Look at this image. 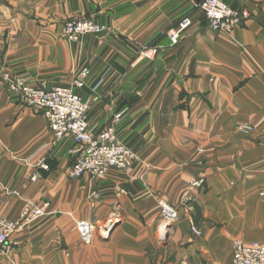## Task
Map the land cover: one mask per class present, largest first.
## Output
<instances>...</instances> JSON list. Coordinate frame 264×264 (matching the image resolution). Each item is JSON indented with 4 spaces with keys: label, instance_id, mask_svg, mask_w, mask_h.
<instances>
[{
    "label": "crops",
    "instance_id": "0c3cea01",
    "mask_svg": "<svg viewBox=\"0 0 264 264\" xmlns=\"http://www.w3.org/2000/svg\"><path fill=\"white\" fill-rule=\"evenodd\" d=\"M197 1L0 0V217L49 203L12 234L3 264H228L235 240L264 243V0H221L249 14L229 35L197 18L177 46L138 55L152 27L175 26ZM79 17L107 33L70 45L63 23ZM82 67L89 124L120 115L116 138L135 155L100 181L68 176L74 143L52 146L42 115L2 81L67 86ZM162 204L177 216L165 239ZM77 222L95 226L88 245Z\"/></svg>",
    "mask_w": 264,
    "mask_h": 264
},
{
    "label": "built area",
    "instance_id": "2783aa9c",
    "mask_svg": "<svg viewBox=\"0 0 264 264\" xmlns=\"http://www.w3.org/2000/svg\"><path fill=\"white\" fill-rule=\"evenodd\" d=\"M198 10L208 28L224 33L232 32L249 18L245 10L233 9L221 0H202L198 4ZM191 25L192 20L184 18L174 30L169 31V46L178 45L182 33ZM105 31V26L91 20L77 19L64 24L63 37L69 44H77L87 35H100ZM143 54L145 58L152 59L156 54V48L146 49ZM89 75L88 68H79L71 84L67 86H48L45 83L34 86L7 74L2 76V81L8 91L18 95L27 107L42 115L52 134V146L56 147L64 140H71L74 143L76 149L71 151L74 159L68 171L70 178L80 179L88 176L92 180H102L112 169L130 170L135 155L116 138L114 126L120 115L115 116L111 125L101 129L89 124L87 113L90 105L79 94ZM240 129L249 131L250 128L242 126ZM36 178L35 174L31 180ZM200 183L194 182L191 186H198ZM48 210L49 203L46 201H24L17 220L10 221L0 217V254L8 256L12 246L10 242L12 234L46 216ZM76 227L81 241L88 245L95 227L87 222H77ZM105 234L107 230L102 229L101 236L104 237ZM228 264H264V243H244L235 240L232 243V256Z\"/></svg>",
    "mask_w": 264,
    "mask_h": 264
},
{
    "label": "rangeland",
    "instance_id": "374dc122",
    "mask_svg": "<svg viewBox=\"0 0 264 264\" xmlns=\"http://www.w3.org/2000/svg\"><path fill=\"white\" fill-rule=\"evenodd\" d=\"M202 0H198L197 2H195V5H194V7H193V10L191 11V12H189V13H187V14H184L182 17H181V19L178 21V23L175 25V26H170V27H168V28H161V27H152L151 28V31H152V36H151V39L150 40H145V41H143L141 44H140V47H139V49H138V55L142 58V59H145V60H150V61H152V60H154L155 59V57L159 54V52L163 49V44H161V42L163 41V40H165V39H167V41H168V32L169 31H171V30H174L176 27H177V25L179 24V22L182 20V19H184V18H190L191 20H192V25L188 28V29H186L183 33H182V35L186 32V31H188L190 28H192V26H193V24H194V22L196 21V20H198L197 18H200L201 19V16H200V13H199V10H198V4L201 2ZM223 2V1H222ZM226 4V3H225ZM237 10H241V9H237ZM249 15V14H248ZM77 19H86V20H91V21H93V22H95V23H97L94 19H91V18H85V17H79V18H70V19H68V20H66L64 23H63V26H64V24L67 22V21H71V20H77ZM246 21V20H245ZM245 21L244 22H242V24H241V26L240 27H238V28H241V27H243V25H244V23H245ZM204 22V21H203ZM205 23V22H204ZM97 24H99V23H97ZM99 25H101V24H99ZM205 25H206V27L208 28V26H207V24L205 23ZM103 26V25H102ZM106 27V26H105ZM238 28H235L234 30H236V29H238ZM210 29V28H209ZM210 30H212V29H210ZM233 30V31H234ZM62 31H63V28H62ZM107 31H108V29H107V27H106V31L104 32V33H102V34H100V35H87V36H101V35H103V34H105V33H107ZM212 31H214V30H212ZM232 31V32H233ZM216 32H220V31H216ZM232 32H230V33H224V32H222V33H224V34H227V35H229V34H231ZM182 35H181V37H180V40H181V38H182ZM62 36H63V34H62ZM86 37V36H85ZM64 38V37H63ZM83 39V38H82ZM65 40V39H64ZM66 41V40H65ZM67 42V41H66ZM81 42V41H80ZM79 42V43H80ZM180 42V41H179ZM68 43V42H67ZM78 44V43H77ZM179 44V43H178ZM70 45H76V44H70ZM177 46V45H176ZM168 47H170L169 46V42H168ZM175 47V46H174ZM154 48H156V54H155V56L153 55V58L152 59H147V58H145V56H144V50H146V49H148V50H152V49H154ZM170 48H173V47H170ZM79 69V68H78ZM77 69V70H78ZM76 70V71H77ZM89 70V69H88ZM76 71H75V73H76ZM74 73V74H75ZM74 74H73V77H74ZM73 80V79H72ZM24 81V80H23ZM25 82V81H24ZM72 82V81H71ZM71 84V83H70ZM242 126H244V125H242ZM242 126H239L238 127V130L239 131H242V132H252L253 131V128L252 127H250V126H247V127H249L250 129H249V131H243V130H241L240 128L242 127ZM131 150V149H130ZM132 151V150H131ZM92 180V179H91ZM98 181H100V180H98ZM192 187V186H191ZM193 187H195V186H193ZM39 202H41V201H39ZM184 203V202H183ZM184 205V204H183ZM170 209H172V208H170ZM173 210V209H172ZM174 211V210H173ZM175 213H176V210L174 211ZM48 213H49V210H48ZM163 213H164V211H163V207H161V210H160V224H161V222H163ZM48 215V214H47ZM46 215V216H47ZM46 216H44V217H46ZM44 217H41V218H44ZM41 218H39V219H41ZM39 219H37V220H39ZM177 220V216H176V219H174L173 221H171V223L169 224V226L173 223V222H175ZM36 221V220H35ZM34 222V221H33ZM77 224V223H76ZM93 225V224H92ZM94 226V225H93ZM95 227V226H94ZM76 231H77V227H76ZM95 232H96V229H95ZM168 232V231H167ZM166 232V233H167ZM77 234H78V237H79V240L81 241V239H80V235H79V233H78V231H77ZM100 237H101V231L100 232H98L97 233ZM103 237V236H102ZM164 239H165V236H164ZM163 239V240H164ZM82 242V241H81ZM83 243V242H82ZM165 243V241L164 242H162L161 244H164ZM84 244V243H83ZM84 245H86V244H84ZM6 259H7V256H4V255H2V254H0V264H3V263H5V262H7L6 261Z\"/></svg>",
    "mask_w": 264,
    "mask_h": 264
},
{
    "label": "bare ground",
    "instance_id": "6f19581e",
    "mask_svg": "<svg viewBox=\"0 0 264 264\" xmlns=\"http://www.w3.org/2000/svg\"><path fill=\"white\" fill-rule=\"evenodd\" d=\"M162 205H163V211H164V213H163L164 219H163V222H161V224L159 225L160 238L165 236V234L167 232V227L169 226L171 221L174 219V216L176 215L174 213V211L172 209H170L168 206H166L165 204H162ZM107 234H108V232H107ZM107 234H105V236H107Z\"/></svg>",
    "mask_w": 264,
    "mask_h": 264
},
{
    "label": "water",
    "instance_id": "95a60500",
    "mask_svg": "<svg viewBox=\"0 0 264 264\" xmlns=\"http://www.w3.org/2000/svg\"><path fill=\"white\" fill-rule=\"evenodd\" d=\"M165 238H166V235H165Z\"/></svg>",
    "mask_w": 264,
    "mask_h": 264
}]
</instances>
